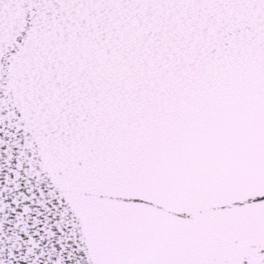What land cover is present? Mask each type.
<instances>
[{
  "label": "snow or ice",
  "instance_id": "obj_1",
  "mask_svg": "<svg viewBox=\"0 0 264 264\" xmlns=\"http://www.w3.org/2000/svg\"><path fill=\"white\" fill-rule=\"evenodd\" d=\"M0 264H264V0H0Z\"/></svg>",
  "mask_w": 264,
  "mask_h": 264
}]
</instances>
